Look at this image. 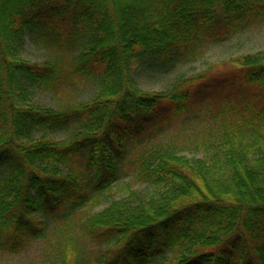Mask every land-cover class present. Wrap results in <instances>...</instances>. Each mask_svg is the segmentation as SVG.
<instances>
[{"label":"trees","instance_id":"16d2710c","mask_svg":"<svg viewBox=\"0 0 264 264\" xmlns=\"http://www.w3.org/2000/svg\"><path fill=\"white\" fill-rule=\"evenodd\" d=\"M254 29L264 0H0V254L264 264V52L165 93L138 84ZM26 38L49 61L23 60ZM85 83L91 101L32 103ZM124 180L128 197L94 213Z\"/></svg>","mask_w":264,"mask_h":264},{"label":"rangeland","instance_id":"374dc122","mask_svg":"<svg viewBox=\"0 0 264 264\" xmlns=\"http://www.w3.org/2000/svg\"><path fill=\"white\" fill-rule=\"evenodd\" d=\"M260 52H264V29H254L227 43L209 45L198 60L179 64L166 75L154 76L142 73L138 78V84L144 91L165 93L169 90L170 86L181 77L189 78L208 69L212 70L213 75L225 76L229 73L232 67H234L230 63L232 60L239 56L252 55ZM21 58L31 63H45L46 61H49L50 55L47 50L35 46L29 38H26ZM99 92L100 89L97 85L93 83H85L74 90L68 91L62 97H55L51 93L38 91L35 93L32 103L38 107L59 109L70 103L91 101ZM194 131L195 130H192L190 133L193 134ZM48 136L54 140H65L70 136V132L52 133ZM127 181L128 180H124L121 184L117 185L112 194L105 196V203L103 206L93 212L101 211L113 200L126 199L128 197V190L122 186H125ZM136 190L138 191L140 189ZM39 217L46 218L44 215ZM59 228L60 225L52 223L49 228L50 235H53L56 232V229ZM92 249H95L93 245L89 247L88 252ZM0 264H51V262L46 246L43 243H39L20 254H0Z\"/></svg>","mask_w":264,"mask_h":264}]
</instances>
